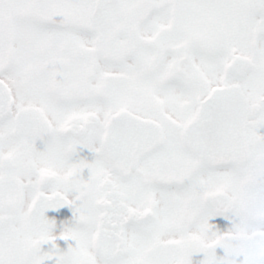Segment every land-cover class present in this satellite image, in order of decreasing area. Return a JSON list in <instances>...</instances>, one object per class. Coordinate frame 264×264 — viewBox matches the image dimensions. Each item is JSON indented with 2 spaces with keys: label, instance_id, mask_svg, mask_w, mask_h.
<instances>
[{
  "label": "snow or ice",
  "instance_id": "1",
  "mask_svg": "<svg viewBox=\"0 0 264 264\" xmlns=\"http://www.w3.org/2000/svg\"><path fill=\"white\" fill-rule=\"evenodd\" d=\"M260 128L264 0H0V264H264Z\"/></svg>",
  "mask_w": 264,
  "mask_h": 264
},
{
  "label": "flooded vegetation",
  "instance_id": "2",
  "mask_svg": "<svg viewBox=\"0 0 264 264\" xmlns=\"http://www.w3.org/2000/svg\"><path fill=\"white\" fill-rule=\"evenodd\" d=\"M260 134H264V128H260L259 130ZM43 143L40 141H37V148L39 150H43ZM82 157H87L89 161H91V159L93 158V154L88 152L87 149H84L81 153ZM85 179L87 178V170H85ZM45 216L49 219V220H55L56 225L53 231V234L56 235L57 237H59V235L62 233L64 227H65V221H71L72 219V210L68 207H63L60 208L58 211H52L49 210L47 212H45ZM234 219V217L231 216V214H229V218H225L224 216H216L213 217L209 220L210 224L215 225L216 230H218L221 234L227 232L230 228L233 227V223L232 220ZM57 247L61 250V251H66L68 246L71 244L72 246H75V242L68 240L65 241L63 239H57L55 241ZM41 251L42 252H50L53 251L51 244H45L41 246ZM216 254L218 256H222L223 253V249L221 248H217L216 250ZM194 260H199V259H203V255L199 254L195 257H193ZM242 259V258H241ZM46 264H55L54 259L52 261H46Z\"/></svg>",
  "mask_w": 264,
  "mask_h": 264
}]
</instances>
